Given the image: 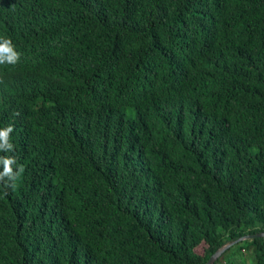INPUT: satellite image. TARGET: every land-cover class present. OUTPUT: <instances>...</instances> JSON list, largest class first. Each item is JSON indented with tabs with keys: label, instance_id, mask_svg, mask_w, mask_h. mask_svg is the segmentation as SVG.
I'll list each match as a JSON object with an SVG mask.
<instances>
[{
	"label": "trees",
	"instance_id": "obj_1",
	"mask_svg": "<svg viewBox=\"0 0 264 264\" xmlns=\"http://www.w3.org/2000/svg\"><path fill=\"white\" fill-rule=\"evenodd\" d=\"M0 37V264H206L264 231V0H0Z\"/></svg>",
	"mask_w": 264,
	"mask_h": 264
},
{
	"label": "clouds",
	"instance_id": "obj_2",
	"mask_svg": "<svg viewBox=\"0 0 264 264\" xmlns=\"http://www.w3.org/2000/svg\"><path fill=\"white\" fill-rule=\"evenodd\" d=\"M21 57L22 53L16 49L11 38L0 37V66H15L20 63ZM13 131L14 128L11 125L0 128V153L14 152V144L11 139ZM24 171V166L17 163L15 156L0 155V187L5 191L16 187V183Z\"/></svg>",
	"mask_w": 264,
	"mask_h": 264
},
{
	"label": "water",
	"instance_id": "obj_3",
	"mask_svg": "<svg viewBox=\"0 0 264 264\" xmlns=\"http://www.w3.org/2000/svg\"><path fill=\"white\" fill-rule=\"evenodd\" d=\"M264 236V231L262 232H258V233H254V234H247L237 240L231 241L227 244H225L222 248H220L219 250H217L214 254H212L209 259L207 260L206 264H214L216 262V260L221 256V254L229 247H231L232 245H234L235 243H237L238 241L241 240H245V239H249V238H254V237H263Z\"/></svg>",
	"mask_w": 264,
	"mask_h": 264
},
{
	"label": "rangeland",
	"instance_id": "obj_4",
	"mask_svg": "<svg viewBox=\"0 0 264 264\" xmlns=\"http://www.w3.org/2000/svg\"><path fill=\"white\" fill-rule=\"evenodd\" d=\"M206 246L207 245H205V244H201L198 248H197V250L200 252V253H203V251L205 250V248H206ZM231 257V256H230ZM232 258V257H231ZM237 258H242V256L240 255V254H238L237 255ZM238 260V259H237Z\"/></svg>",
	"mask_w": 264,
	"mask_h": 264
}]
</instances>
